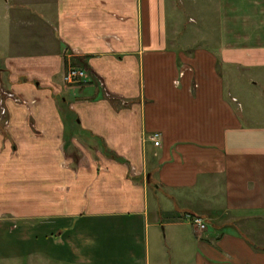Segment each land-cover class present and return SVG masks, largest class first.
<instances>
[{"label":"crops","instance_id":"0c3cea01","mask_svg":"<svg viewBox=\"0 0 264 264\" xmlns=\"http://www.w3.org/2000/svg\"><path fill=\"white\" fill-rule=\"evenodd\" d=\"M173 3L0 0L2 264H264V0L195 49Z\"/></svg>","mask_w":264,"mask_h":264},{"label":"rangeland","instance_id":"374dc122","mask_svg":"<svg viewBox=\"0 0 264 264\" xmlns=\"http://www.w3.org/2000/svg\"><path fill=\"white\" fill-rule=\"evenodd\" d=\"M173 7L166 9V26H167V32L168 34H179L180 36L184 35L185 37H188V40L186 44H190L188 47L180 46L182 49H195L197 47L192 46L190 40H192L194 37L199 39L202 36H207L208 39L210 37V34H214L218 31V15H217V2L218 0H172ZM9 30L7 31H0V38L3 43L9 42L11 39L13 40H20L21 38L27 34V26L24 25H12ZM8 32L10 34H8ZM203 39L205 37H202ZM205 38V39H206ZM200 43V42H199ZM183 45V44H181ZM13 48V46H12ZM67 52H64L66 54ZM77 67V66H76ZM85 69V68H84ZM86 81L79 82L76 84H85ZM244 91V90H243ZM242 93V90L240 91ZM262 92L259 94H255V89L245 90L242 96L239 98L240 101H242V98L244 100L248 101L252 105L253 101L255 102L257 99V95L259 97H262ZM264 95V94H263ZM246 103V102H244ZM246 105V104H245ZM250 106V105H249ZM253 107V106H251ZM244 114V113H243ZM92 153V152H91ZM152 194L150 193L149 201L150 205L153 206V198ZM87 237V235H84ZM79 242V244L85 243L83 240H76ZM90 246V245H89ZM91 251L90 249H87ZM154 250V249H153ZM49 251V250H47ZM155 252H153L154 254ZM28 256H22L20 258L21 264H37L34 263V261L28 262ZM16 258H12L11 264H17ZM32 259V258H31ZM33 260V259H32ZM36 261H42L37 258ZM2 264V262H0ZM5 264V263H3ZM50 264V263H49Z\"/></svg>","mask_w":264,"mask_h":264},{"label":"built area","instance_id":"2783aa9c","mask_svg":"<svg viewBox=\"0 0 264 264\" xmlns=\"http://www.w3.org/2000/svg\"><path fill=\"white\" fill-rule=\"evenodd\" d=\"M86 70L84 68L76 67L74 65H68L63 74V82L67 84H76L86 81ZM148 139L153 142L154 145L159 144L160 136L157 132H153L148 136ZM182 220L189 222L200 230L206 229V224L202 217L197 215L184 214Z\"/></svg>","mask_w":264,"mask_h":264}]
</instances>
